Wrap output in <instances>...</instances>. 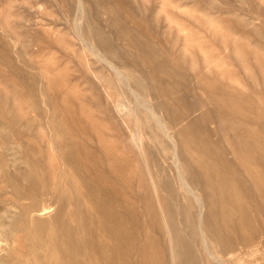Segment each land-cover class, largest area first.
I'll use <instances>...</instances> for the list:
<instances>
[{"label": "rangeland", "instance_id": "1", "mask_svg": "<svg viewBox=\"0 0 264 264\" xmlns=\"http://www.w3.org/2000/svg\"><path fill=\"white\" fill-rule=\"evenodd\" d=\"M150 52L164 56L172 72L155 75L143 59ZM211 84L236 97L243 120L258 114L264 124V0H0V223L10 231L0 240V264L27 261L35 236L28 237L26 227L35 233L31 219L37 217L52 228L57 212L56 204L42 213L49 201L40 199L41 210L25 220L21 205L30 200H19L11 184L86 181L112 183L106 186L116 191L119 208H130L146 226L149 243L143 233L141 241L153 254L165 251L151 264H177V236L188 241L198 264H214L202 232L224 264H264V176H254L259 169L264 172V163L236 165L234 157L261 151L236 143L237 134L248 136L260 125L243 124L219 137L217 123L228 126V120L205 122L208 140L221 138L226 157L250 188L249 195L238 192L246 212H232L221 201L223 213L220 203H209L206 190L198 186L196 191L181 163L175 166L174 144L151 114L176 143L181 126L205 109H220L223 95L217 101ZM232 145L239 154L228 149ZM185 182L205 197L203 211L213 210L206 231L199 227L195 205L194 227L182 224L181 212L191 199L183 195ZM165 184L178 192L172 221ZM222 222L238 238L255 236L247 246L220 250L214 234Z\"/></svg>", "mask_w": 264, "mask_h": 264}, {"label": "bare ground", "instance_id": "2", "mask_svg": "<svg viewBox=\"0 0 264 264\" xmlns=\"http://www.w3.org/2000/svg\"><path fill=\"white\" fill-rule=\"evenodd\" d=\"M150 53V55H145L143 59L152 67L155 75L159 73L165 74L166 71V74L172 72V67L166 64L164 56H155L154 53ZM208 89L217 101H219V94L223 95L220 101V109H205L200 116L189 120L187 124L181 126L177 131L176 143L174 138L169 136L166 127L161 124L157 114L154 111L151 114L155 118L159 129L164 130L163 135L174 144V158L172 159L175 166L177 167L181 163L184 173L189 181L193 183L192 185L196 188V191L198 186L202 190H206L209 203L211 205L220 203L222 206L218 207L223 213L227 210L221 201L229 203L232 212L244 213L246 212V207L239 200L238 192L242 190L244 195H249L250 188L247 184H243L241 171L239 169L234 170V162L226 157V150L222 146L221 138L215 143L208 140L209 131L205 122L219 117L228 120V126L217 123L215 133L219 137L224 135L225 131L229 129L234 132L238 131V127L243 124L260 125V129L252 130L248 136L241 133L236 136L238 146L241 144L257 145L261 149L258 154L245 150L241 155L239 150L233 145L228 148L241 157L238 159L234 156L235 161H238L236 165L238 163L240 165L242 161L256 164L264 163V124L261 123V118L258 114L246 115L243 120L236 110L234 102L236 97L232 93L222 92L215 84L209 85ZM162 104L163 107L169 106L167 101H163ZM234 122L237 124L234 125ZM256 133L259 136L253 138ZM69 155L72 163L75 164L74 167L78 166V160L73 158L71 154ZM194 165H197L198 168ZM254 169L253 166V172L250 171V174L255 173ZM259 170L258 173L256 171L258 175L254 174V176H259L260 178L264 176V172H260L262 169ZM179 178L184 182L180 176ZM214 181L218 182L216 184L217 187L210 184ZM227 181L237 182L240 185L237 187L226 183ZM260 182L256 180L253 183L260 184ZM89 183L90 181H86V184H36L34 182L26 185L11 184L14 194L19 200H30L29 203L21 205L25 220L30 212L41 210L38 207L40 199L49 201L46 207H42V213L50 211L56 204L57 212L53 216L52 228L48 227L46 220H41L37 217L31 219L35 225V233L28 226L26 227V233L31 238L34 235L35 240L33 249H29L30 255H28L27 261L14 259L9 261L8 264H151L155 256L160 258L161 255H165V251L162 248L156 251L155 254L151 253L147 247L148 244L141 241L143 233L144 238L149 243L148 230H146L145 225L139 222L137 215L130 208H119L121 200L114 196L116 191L114 188L106 186L112 183L108 181H105V184ZM190 185L186 184V182L181 184L184 197L189 196L191 198L181 212L184 213L185 218L182 224L186 225L189 230L194 227L195 217L191 209L195 205L197 208L199 207L197 216L199 227L206 231L205 225L209 228L213 210L208 208L203 211V207L206 206L205 197L197 196L192 188L193 186L191 185V187ZM261 185L264 186V184ZM164 188L166 193L164 202L172 221L174 219L172 208L177 206L178 192L168 184H165ZM144 194L145 192H143L142 198H144ZM146 197L147 195H145ZM147 201L149 202L148 199ZM147 212L149 215L151 214L150 206L147 208ZM22 225L26 226V224ZM155 225L157 227V224ZM1 227L0 223V240H2V237L5 238L10 232L2 230ZM253 235L255 236V232L251 236L242 235L238 238L236 233L231 234V232H228L227 225L222 222L221 228H218L217 231L215 230L214 242L220 250L229 249V251H234L238 244L247 246ZM176 239L178 248H175L173 258L175 257L177 264H198L195 257H192L188 241L178 236ZM206 240L202 232V244L207 251L209 259L214 264H224V259L221 260L212 252Z\"/></svg>", "mask_w": 264, "mask_h": 264}]
</instances>
